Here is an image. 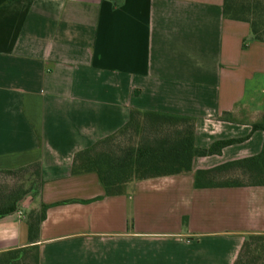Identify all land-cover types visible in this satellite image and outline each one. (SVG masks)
I'll return each mask as SVG.
<instances>
[{
	"label": "crops",
	"instance_id": "0c3cea01",
	"mask_svg": "<svg viewBox=\"0 0 264 264\" xmlns=\"http://www.w3.org/2000/svg\"><path fill=\"white\" fill-rule=\"evenodd\" d=\"M224 0H0V169L41 162L25 214L0 218V252L31 244L27 213L49 204L40 264H234L264 234V185L197 186V172L258 154L264 42ZM196 120V144L241 139L191 171L106 193L75 154L132 109ZM228 114V115H226ZM68 201V202H65Z\"/></svg>",
	"mask_w": 264,
	"mask_h": 264
},
{
	"label": "trees",
	"instance_id": "16d2710c",
	"mask_svg": "<svg viewBox=\"0 0 264 264\" xmlns=\"http://www.w3.org/2000/svg\"><path fill=\"white\" fill-rule=\"evenodd\" d=\"M227 19L246 21L252 37L264 42V0H224ZM228 115V114H226ZM264 131V112L253 131ZM196 120L190 116L132 109L129 121L117 132L78 151L72 174L96 172L109 195L125 192L135 180L191 171L195 158L221 154L241 139H225L208 148L196 144ZM15 177L13 184H0V218L17 212L23 198L40 194L44 185L41 162L15 169H0V174ZM2 183V182H0ZM264 185V143L258 154L229 161L197 172V186ZM68 202V201H65ZM49 204L31 208L27 213L29 246L0 252V264H40L41 223ZM234 264H264V234L248 236Z\"/></svg>",
	"mask_w": 264,
	"mask_h": 264
},
{
	"label": "rangeland",
	"instance_id": "374dc122",
	"mask_svg": "<svg viewBox=\"0 0 264 264\" xmlns=\"http://www.w3.org/2000/svg\"><path fill=\"white\" fill-rule=\"evenodd\" d=\"M16 181L15 177L7 175V174H0V184H13Z\"/></svg>",
	"mask_w": 264,
	"mask_h": 264
},
{
	"label": "built area",
	"instance_id": "2783aa9c",
	"mask_svg": "<svg viewBox=\"0 0 264 264\" xmlns=\"http://www.w3.org/2000/svg\"><path fill=\"white\" fill-rule=\"evenodd\" d=\"M26 206L24 203H21L19 208L17 209V213L20 217H22L25 214Z\"/></svg>",
	"mask_w": 264,
	"mask_h": 264
},
{
	"label": "water",
	"instance_id": "95a60500",
	"mask_svg": "<svg viewBox=\"0 0 264 264\" xmlns=\"http://www.w3.org/2000/svg\"><path fill=\"white\" fill-rule=\"evenodd\" d=\"M32 193H33V192L29 193L28 195H30V194H32ZM28 195H27V196H25V198H23V200H22V203H24V202H25V200L27 199Z\"/></svg>",
	"mask_w": 264,
	"mask_h": 264
}]
</instances>
